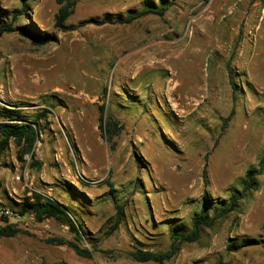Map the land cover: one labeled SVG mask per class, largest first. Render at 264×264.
<instances>
[{
	"label": "rangeland",
	"instance_id": "1",
	"mask_svg": "<svg viewBox=\"0 0 264 264\" xmlns=\"http://www.w3.org/2000/svg\"><path fill=\"white\" fill-rule=\"evenodd\" d=\"M64 4L71 13L58 21ZM152 5L164 14L118 21ZM14 11L30 37L0 38V108L46 116L33 157L22 163L11 141L0 159V208L19 211L42 192L81 226L77 238L53 219L8 217L30 233L23 240L39 262L64 257L46 243L62 237L94 264H158L130 252L165 251L202 200L211 216L247 169L264 168V0H0V22ZM109 116L121 125L111 141ZM257 179L234 211L163 264H264V169Z\"/></svg>",
	"mask_w": 264,
	"mask_h": 264
},
{
	"label": "trees",
	"instance_id": "2",
	"mask_svg": "<svg viewBox=\"0 0 264 264\" xmlns=\"http://www.w3.org/2000/svg\"><path fill=\"white\" fill-rule=\"evenodd\" d=\"M22 3L26 4L28 0H21ZM165 7L157 6H145L144 8L128 14L125 18L118 19L119 22L131 23L133 20L139 18L140 16L147 13H154L158 15H163ZM71 10H68V5L64 4L60 6L56 19L63 20L69 14ZM25 16V12L21 14ZM18 16V11H14L11 20L6 22H0V38L7 33H11L15 30H18L21 34L25 36L30 35L22 28L14 26V21ZM108 21V18L105 20ZM228 76L229 84L233 93L237 90V86L234 81L232 74L231 66H228ZM241 85V84H240ZM45 112L35 113V120L24 115L19 108L15 105L13 108H0V156L6 148L9 147L10 142L12 141L15 146L20 149V152L17 154L18 160L22 163H25L24 155H30L33 157V150L35 148L36 142L39 140V136L42 128L40 127V119L45 117ZM229 119V118H226ZM225 127V125L223 126ZM121 128V125L115 119L109 116L104 122L103 130L105 137L108 141H111L113 135L116 134L118 129ZM264 156V152H263ZM263 159L261 160V162ZM40 162H34L33 166H40ZM263 167L260 166L257 169H247L242 177L239 178V184L242 186L241 190L235 188V194L230 196L229 201L220 202L216 207L218 210H215L211 216H208L207 210L210 209L208 204L202 200L201 206L198 212L192 217L191 228L188 232L184 231H173L171 234V243L169 247L163 252H152L149 250L136 249L130 252L132 259L138 262H154L158 264H163L165 261L173 258L180 249V245L183 243L195 242L199 237V229L201 226L209 227L212 225L213 221L218 218L226 217L229 213L234 211L238 206V200L243 199L247 192L256 191L259 188V181L257 177L263 173ZM202 181L204 184H207L206 169H202ZM113 190V189H112ZM118 207V216L121 219L122 215V206ZM11 210V209H10ZM18 216H23L26 213L32 214L34 219L38 222H42L46 219H53L60 224L67 225L71 231L76 234L77 238H80L81 229L80 224H76V220L72 218L67 204H63L53 196L43 194L42 192L32 191L31 196L25 197L23 202L20 205V210H11ZM118 221V220H117ZM17 234H27L30 233L18 226L14 222H2L0 223V237H12ZM48 244L51 245H65L74 250V252L84 258H91V251L81 248L73 240L66 239L62 237H52L46 240ZM59 264H68L66 261H61Z\"/></svg>",
	"mask_w": 264,
	"mask_h": 264
},
{
	"label": "crops",
	"instance_id": "3",
	"mask_svg": "<svg viewBox=\"0 0 264 264\" xmlns=\"http://www.w3.org/2000/svg\"><path fill=\"white\" fill-rule=\"evenodd\" d=\"M6 149L1 154L0 159L5 154ZM57 200L63 204H66L65 202H62L59 199ZM4 207L9 208L7 206ZM23 235H27V234H17L12 237H0V264H47L36 260V257L38 256L36 254L32 255L33 249L32 247L29 246L28 242L23 240L24 239ZM52 246L55 248V250L59 246L62 247V251H64L65 253L63 254L64 257H59V261H57V263H54L53 261L50 264H59L61 261H66L68 264H71L69 262V258L72 259V257L82 260L84 264H94L91 258H84L78 256L74 252V250L70 247H67L65 245H52Z\"/></svg>",
	"mask_w": 264,
	"mask_h": 264
},
{
	"label": "built area",
	"instance_id": "4",
	"mask_svg": "<svg viewBox=\"0 0 264 264\" xmlns=\"http://www.w3.org/2000/svg\"><path fill=\"white\" fill-rule=\"evenodd\" d=\"M0 216L1 217H6V218H8L10 216H12L14 218H18L19 217L18 215L13 213L9 208H6V207L0 208Z\"/></svg>",
	"mask_w": 264,
	"mask_h": 264
},
{
	"label": "bare ground",
	"instance_id": "5",
	"mask_svg": "<svg viewBox=\"0 0 264 264\" xmlns=\"http://www.w3.org/2000/svg\"><path fill=\"white\" fill-rule=\"evenodd\" d=\"M203 11H204V10H203ZM206 12H207V11L205 10L204 13L202 14V15H203L202 17H205V16H206V14H207ZM204 14H205V15H204ZM207 16H208V15H207ZM210 19H211V18H210ZM212 19H213V18H212ZM203 20H204V19H203ZM205 20H207V19H205ZM210 21L212 22V20H210ZM192 36H193V35H192ZM192 36H191V37H192Z\"/></svg>",
	"mask_w": 264,
	"mask_h": 264
},
{
	"label": "water",
	"instance_id": "6",
	"mask_svg": "<svg viewBox=\"0 0 264 264\" xmlns=\"http://www.w3.org/2000/svg\"><path fill=\"white\" fill-rule=\"evenodd\" d=\"M1 220H2L3 222H8V218H6V217H5V218L2 217Z\"/></svg>",
	"mask_w": 264,
	"mask_h": 264
}]
</instances>
